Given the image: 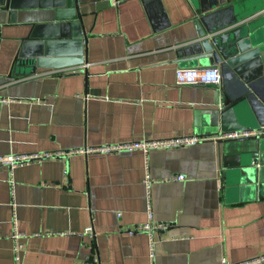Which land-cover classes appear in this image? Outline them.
Instances as JSON below:
<instances>
[{
	"label": "crops",
	"instance_id": "crops-1",
	"mask_svg": "<svg viewBox=\"0 0 264 264\" xmlns=\"http://www.w3.org/2000/svg\"><path fill=\"white\" fill-rule=\"evenodd\" d=\"M216 2L12 0L13 9L0 7V97L15 100L0 103V157L32 159L0 166V264H14L12 213L25 235L20 264H87L94 255L98 264H150L148 237L133 231L149 220L167 226L155 236V264L264 255V152L256 166L263 185L254 189L232 163L246 144L239 139L255 134L219 136L209 125L223 88L255 97L256 116L245 108L242 124H264V77L228 70L219 86L175 83L176 69L212 66L181 59L196 37L198 8L210 12ZM76 14L83 39L61 38ZM254 33L264 41V24ZM79 54L85 62L70 65ZM40 59L57 67L29 74ZM186 136L205 140L147 156L98 151ZM178 175L185 180H172ZM89 226L93 239L84 235Z\"/></svg>",
	"mask_w": 264,
	"mask_h": 264
},
{
	"label": "water",
	"instance_id": "water-1",
	"mask_svg": "<svg viewBox=\"0 0 264 264\" xmlns=\"http://www.w3.org/2000/svg\"><path fill=\"white\" fill-rule=\"evenodd\" d=\"M110 1L102 0V3L109 5ZM249 1L251 0H217L214 5L216 9L210 12H208L209 8H198V15L193 21L196 37L184 48L185 56L181 61L192 66H218L223 78L226 77L228 70L232 72L240 70V76L245 73L252 76L254 81L263 78L264 41H261L254 31L257 26L264 24V2L259 0L258 6H251ZM12 5V0H4L0 7L13 9ZM219 6L223 7L217 9ZM61 27L64 31L60 35L61 38L69 37L73 41L83 39L79 15H72L69 23ZM78 56H80L78 61L70 65L85 62L81 54ZM47 64L46 61L38 60L29 74L35 73L37 67H57V65ZM241 80L249 86L253 84L252 81L246 82L243 75ZM216 94L218 97L216 107L209 112L210 127L218 130L219 136L251 132L255 134L239 139L246 144L243 145L237 155L238 160L232 163V166L244 176L247 185L258 189L263 185V176L256 166L262 163L264 124L259 123L258 120L255 124H249V122L242 124L240 121L247 115L248 110H245L247 107H250L252 114L256 116V107L252 103V100L256 99L250 95L240 98L235 92L224 90V88L222 100L219 98V92Z\"/></svg>",
	"mask_w": 264,
	"mask_h": 264
},
{
	"label": "built area",
	"instance_id": "built-area-1",
	"mask_svg": "<svg viewBox=\"0 0 264 264\" xmlns=\"http://www.w3.org/2000/svg\"><path fill=\"white\" fill-rule=\"evenodd\" d=\"M175 83L179 86H195V85H215L219 86L221 84V71L218 66H209L205 68H179L175 70L174 73ZM15 102L14 99L0 97L1 104H9ZM203 138L197 136H186V137H171L165 139H153V140H143L131 143H125L115 146H105L98 149L101 153L112 154L117 152H134L140 151L145 156L151 151L164 150V149H175V148H185L201 143ZM32 160L27 157H15V156H5L0 157V166H5L10 170L15 169L18 166L27 164V161ZM174 181H184L185 177L183 175H178L172 178ZM143 184L145 186L147 197L150 193L151 177L146 171ZM148 216L151 219V209L148 204ZM12 224L14 229H12L11 239L13 241V260L14 264H20V253L23 250L22 239L25 235L20 233L15 229V215L12 213ZM166 225L153 223L149 220L147 223L136 227L133 229L134 232H142L149 239V260L150 264H155V236L158 233L165 232L167 229ZM84 235H87L90 239H93L95 234L92 226L87 227L84 230ZM99 259L94 255L87 264H98ZM220 264H264V255L258 256L254 259L247 260L241 263H230L225 259L220 261Z\"/></svg>",
	"mask_w": 264,
	"mask_h": 264
}]
</instances>
